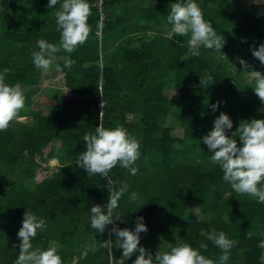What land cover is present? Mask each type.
Returning a JSON list of instances; mask_svg holds the SVG:
<instances>
[{"label":"trees","instance_id":"1","mask_svg":"<svg viewBox=\"0 0 264 264\" xmlns=\"http://www.w3.org/2000/svg\"><path fill=\"white\" fill-rule=\"evenodd\" d=\"M62 2L48 8L49 0H0V74L8 69L5 82L25 89L19 118L0 131V264H15L27 210L47 225L37 231L33 249L54 243L62 264H109L103 248L80 257L93 240L112 239L120 260L113 225L103 234L90 227L92 206L107 211L109 180L128 186L115 226L134 231L143 217L148 230L138 247L153 257L189 243L218 264L222 250L207 239L215 229L237 242L225 264H261L264 204L232 190L202 138L221 113L233 122L229 137L242 120H264L255 80L238 62L264 75L250 50L264 44V0H195L225 39L221 52L201 46L198 57L188 54L189 37L172 33L167 20L178 0H87V41L71 54L57 52L49 70L37 69L31 56L37 41L60 42L54 13ZM64 56L75 61L71 68L64 67ZM206 75L213 80L201 85ZM45 81L51 88L41 86ZM100 124H119L138 140L135 175L118 164L107 177L88 176L77 165L86 150L84 135L95 134Z\"/></svg>","mask_w":264,"mask_h":264},{"label":"clouds","instance_id":"2","mask_svg":"<svg viewBox=\"0 0 264 264\" xmlns=\"http://www.w3.org/2000/svg\"><path fill=\"white\" fill-rule=\"evenodd\" d=\"M57 3L58 0H49L47 7L53 8ZM90 15L91 8L87 0H63L60 9L54 13L60 42L52 44L45 39L38 40V51L33 50L31 53L34 66L47 71L53 63L55 54L61 49L71 54L78 45L84 44L91 32L88 24ZM167 20L172 25V33L189 37L187 48L188 54L192 57L200 55L201 46L221 52L225 45L224 37L221 34L218 35L213 25L204 19L202 10L195 0H178L177 3L171 4ZM250 50L252 55L264 65V44H261L258 50L255 48ZM61 59L65 68H71L75 63L70 56H64ZM238 62L244 68L243 74L254 78L253 90L264 103V75L259 71L249 70L251 66L245 60L238 58ZM7 74L8 69H4L0 74V131L6 130L13 120L19 118V112L25 104L20 83L17 82L15 85L6 83ZM212 80L213 78L208 75L200 77L201 85L210 83ZM103 104L104 102L101 104L102 108ZM212 108L215 111L218 105H212ZM232 128L233 122L230 117L221 113L215 119L212 130L202 138V143L212 154L210 162L219 165L224 173L223 179L230 183L232 190L237 194H248L256 198L258 203L264 204V184H262L264 181V120H242L236 131L229 137L227 130ZM237 135L239 147L237 139H234ZM83 140L86 150L80 154L77 165L88 176L100 174L107 177L118 164L121 168L129 169L131 175L137 173L138 169L132 165L140 157V144L123 126L118 124L115 128L107 129L100 124L96 127L95 134H85ZM107 186L109 190L107 211H102L99 205L92 206L90 227L103 234L106 226L112 224L110 236H115L116 248L123 250L122 258L120 260L114 258L112 253L114 242L112 239H106L93 240L85 247L81 259H86L89 252L95 253L99 248H103L108 250L109 264H125V261L131 259L136 253L139 255L136 256L133 264H216L213 259L202 255L189 243H177L168 251L157 250L154 257L143 247H138L140 234L148 230L143 223V217H137L134 231L115 226V221L119 220V217L115 215V209L128 186L125 184L117 188L111 180L108 181ZM136 198L137 194L132 193L131 199L135 201ZM114 216L115 219H113ZM46 226L44 218H38L28 210L24 213L22 227L17 234L21 243L15 264H62L61 256L57 254L58 247L54 243H51L46 250L40 247L33 249V238L36 237L38 230L43 231ZM247 235L251 238L252 233L249 231ZM207 239L222 250L223 254L219 257L218 264H225L231 249L237 242L228 239L223 231L217 232L215 229L208 233ZM199 247L206 250L208 246L201 243ZM258 247L264 249V240ZM260 259L261 264H264V254Z\"/></svg>","mask_w":264,"mask_h":264},{"label":"rangeland","instance_id":"3","mask_svg":"<svg viewBox=\"0 0 264 264\" xmlns=\"http://www.w3.org/2000/svg\"><path fill=\"white\" fill-rule=\"evenodd\" d=\"M41 86H42V87H48V88H51L52 84L49 83L48 81H45V82H41ZM55 86H59V85L56 84ZM53 89L60 90V91H62V93L65 92L64 89H60V88H57V87H53ZM21 91H22V93H24L25 89H21ZM62 93H61V94H62ZM60 96H61V95H60ZM20 120L23 121V122H29V121H31L30 118H28V117L20 118Z\"/></svg>","mask_w":264,"mask_h":264}]
</instances>
